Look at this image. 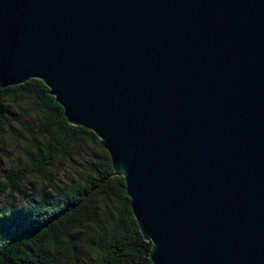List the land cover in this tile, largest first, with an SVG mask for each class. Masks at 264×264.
I'll return each mask as SVG.
<instances>
[{
    "label": "water",
    "instance_id": "1",
    "mask_svg": "<svg viewBox=\"0 0 264 264\" xmlns=\"http://www.w3.org/2000/svg\"><path fill=\"white\" fill-rule=\"evenodd\" d=\"M31 80L99 139L152 264H264V0H0V89Z\"/></svg>",
    "mask_w": 264,
    "mask_h": 264
},
{
    "label": "trees",
    "instance_id": "2",
    "mask_svg": "<svg viewBox=\"0 0 264 264\" xmlns=\"http://www.w3.org/2000/svg\"><path fill=\"white\" fill-rule=\"evenodd\" d=\"M17 133L23 153L0 178V199L29 178L45 177L76 145L90 146L93 156L61 198L47 200L42 193L43 204L0 213V264H152V244L141 235L108 153L92 132L67 122L39 80L0 89L1 152Z\"/></svg>",
    "mask_w": 264,
    "mask_h": 264
},
{
    "label": "rangeland",
    "instance_id": "3",
    "mask_svg": "<svg viewBox=\"0 0 264 264\" xmlns=\"http://www.w3.org/2000/svg\"><path fill=\"white\" fill-rule=\"evenodd\" d=\"M23 111L24 107L22 106L15 109L16 115L22 114ZM24 120L28 121V119ZM20 135L17 133L11 142H3L2 147H5V150L4 152L0 151V178L6 175L5 170L9 169L11 165L13 166L17 162L19 154L23 153L22 144L19 143ZM92 156L93 149L90 146L86 144L74 146L66 161L56 164L47 171L45 177L29 178L18 191L6 194L0 199V213L10 209L30 208L36 203L43 204L40 199L42 193L47 200L61 198L68 187L79 181ZM83 255V249H80L78 258L82 259ZM69 264H73V262L70 261Z\"/></svg>",
    "mask_w": 264,
    "mask_h": 264
}]
</instances>
